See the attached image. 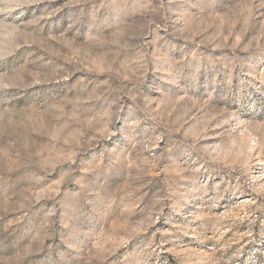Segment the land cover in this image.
I'll return each mask as SVG.
<instances>
[{
  "label": "rangeland",
  "instance_id": "1",
  "mask_svg": "<svg viewBox=\"0 0 264 264\" xmlns=\"http://www.w3.org/2000/svg\"><path fill=\"white\" fill-rule=\"evenodd\" d=\"M0 264H264V0H0Z\"/></svg>",
  "mask_w": 264,
  "mask_h": 264
}]
</instances>
